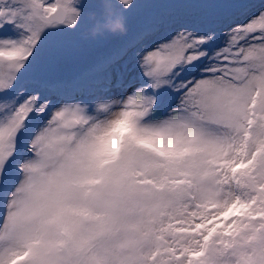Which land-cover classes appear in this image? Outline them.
I'll use <instances>...</instances> for the list:
<instances>
[{"label":"snow or ice","instance_id":"6c2138e0","mask_svg":"<svg viewBox=\"0 0 264 264\" xmlns=\"http://www.w3.org/2000/svg\"><path fill=\"white\" fill-rule=\"evenodd\" d=\"M0 264H264V0H0Z\"/></svg>","mask_w":264,"mask_h":264},{"label":"clouds","instance_id":"9594fccd","mask_svg":"<svg viewBox=\"0 0 264 264\" xmlns=\"http://www.w3.org/2000/svg\"><path fill=\"white\" fill-rule=\"evenodd\" d=\"M110 30H119L122 28V24H119L117 22H113L112 24L108 25Z\"/></svg>","mask_w":264,"mask_h":264}]
</instances>
